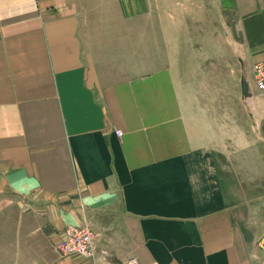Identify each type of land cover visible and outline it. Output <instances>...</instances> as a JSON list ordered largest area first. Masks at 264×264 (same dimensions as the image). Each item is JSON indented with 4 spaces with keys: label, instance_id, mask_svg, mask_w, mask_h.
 I'll return each mask as SVG.
<instances>
[{
    "label": "crops",
    "instance_id": "obj_1",
    "mask_svg": "<svg viewBox=\"0 0 264 264\" xmlns=\"http://www.w3.org/2000/svg\"><path fill=\"white\" fill-rule=\"evenodd\" d=\"M200 1L234 46L164 0H0V264H263L264 0Z\"/></svg>",
    "mask_w": 264,
    "mask_h": 264
},
{
    "label": "rangeland",
    "instance_id": "obj_2",
    "mask_svg": "<svg viewBox=\"0 0 264 264\" xmlns=\"http://www.w3.org/2000/svg\"><path fill=\"white\" fill-rule=\"evenodd\" d=\"M202 3L200 0H164V18H179L181 30L185 32L189 31L193 34L191 38H194L193 45L197 48L219 45L234 46L231 36L232 28H230L232 18H204V7L199 6ZM166 25L168 26L167 29L170 30L173 24L169 22L168 24L165 23ZM226 33L228 34L227 41L225 39ZM221 34L224 38L223 41H221ZM258 93L261 94L259 91ZM260 193L259 207L264 223V187H261ZM58 243L56 245L57 249ZM258 246L264 264V234ZM59 252L63 253L60 250Z\"/></svg>",
    "mask_w": 264,
    "mask_h": 264
},
{
    "label": "built area",
    "instance_id": "obj_3",
    "mask_svg": "<svg viewBox=\"0 0 264 264\" xmlns=\"http://www.w3.org/2000/svg\"><path fill=\"white\" fill-rule=\"evenodd\" d=\"M253 71L257 89L264 95V62L255 63ZM117 133L122 134L120 130H117ZM58 249L66 254L92 257L94 255L93 232L88 227H70L59 241ZM128 264H138V262L134 258H130Z\"/></svg>",
    "mask_w": 264,
    "mask_h": 264
},
{
    "label": "water",
    "instance_id": "obj_4",
    "mask_svg": "<svg viewBox=\"0 0 264 264\" xmlns=\"http://www.w3.org/2000/svg\"><path fill=\"white\" fill-rule=\"evenodd\" d=\"M241 88H242V93L243 95H249V83L247 81V79H243L241 82Z\"/></svg>",
    "mask_w": 264,
    "mask_h": 264
}]
</instances>
